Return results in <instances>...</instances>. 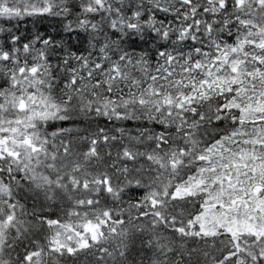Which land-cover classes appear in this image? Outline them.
<instances>
[{
    "label": "snow or ice",
    "instance_id": "1",
    "mask_svg": "<svg viewBox=\"0 0 264 264\" xmlns=\"http://www.w3.org/2000/svg\"><path fill=\"white\" fill-rule=\"evenodd\" d=\"M69 261L264 264V0H0V264Z\"/></svg>",
    "mask_w": 264,
    "mask_h": 264
},
{
    "label": "trees",
    "instance_id": "2",
    "mask_svg": "<svg viewBox=\"0 0 264 264\" xmlns=\"http://www.w3.org/2000/svg\"><path fill=\"white\" fill-rule=\"evenodd\" d=\"M25 27H27V29H31L32 25L31 24H25L22 23L21 24V31L25 30ZM39 27L41 28V30L43 31H47V32H53V34H55V32L53 31L54 29H59V24L56 21H45L42 24L39 25ZM69 264H71V261H69Z\"/></svg>",
    "mask_w": 264,
    "mask_h": 264
}]
</instances>
